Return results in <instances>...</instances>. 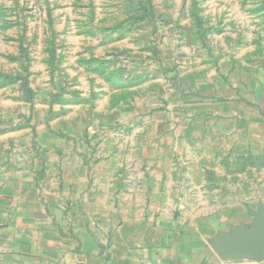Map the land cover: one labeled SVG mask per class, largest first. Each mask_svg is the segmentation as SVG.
Instances as JSON below:
<instances>
[{
    "label": "rangeland",
    "instance_id": "374dc122",
    "mask_svg": "<svg viewBox=\"0 0 264 264\" xmlns=\"http://www.w3.org/2000/svg\"><path fill=\"white\" fill-rule=\"evenodd\" d=\"M85 168L207 233L264 203V0H0V188Z\"/></svg>",
    "mask_w": 264,
    "mask_h": 264
},
{
    "label": "crops",
    "instance_id": "0c3cea01",
    "mask_svg": "<svg viewBox=\"0 0 264 264\" xmlns=\"http://www.w3.org/2000/svg\"><path fill=\"white\" fill-rule=\"evenodd\" d=\"M79 171L71 182L0 188V251L41 255L54 264H264L217 250L233 226L253 224L259 206L207 233L176 221L167 206L130 212L111 206L102 177ZM157 194L154 200H162Z\"/></svg>",
    "mask_w": 264,
    "mask_h": 264
},
{
    "label": "water",
    "instance_id": "95a60500",
    "mask_svg": "<svg viewBox=\"0 0 264 264\" xmlns=\"http://www.w3.org/2000/svg\"><path fill=\"white\" fill-rule=\"evenodd\" d=\"M218 253L225 257L244 256L254 260L264 259V203L254 212L250 227L233 226L232 233L217 242Z\"/></svg>",
    "mask_w": 264,
    "mask_h": 264
}]
</instances>
